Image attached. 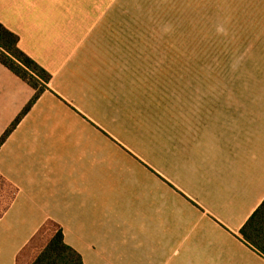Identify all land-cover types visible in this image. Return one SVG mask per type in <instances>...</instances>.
I'll use <instances>...</instances> for the list:
<instances>
[{"label": "crops", "instance_id": "0c3cea01", "mask_svg": "<svg viewBox=\"0 0 264 264\" xmlns=\"http://www.w3.org/2000/svg\"><path fill=\"white\" fill-rule=\"evenodd\" d=\"M250 9L227 65L189 72L158 65L171 52L144 49L123 28L140 21L102 0H0V23L51 76L0 146L17 191L0 264L48 221L83 264H264L240 235L264 200V0ZM34 94L0 64V137Z\"/></svg>", "mask_w": 264, "mask_h": 264}, {"label": "rangeland", "instance_id": "374dc122", "mask_svg": "<svg viewBox=\"0 0 264 264\" xmlns=\"http://www.w3.org/2000/svg\"><path fill=\"white\" fill-rule=\"evenodd\" d=\"M102 1L108 4L109 17L140 21L139 26L125 24L123 28L125 33L144 34V42H141L144 49L157 53L163 50L171 52V57L166 53V57L160 55L156 58L158 65L166 62L172 67H187L189 72H194L196 66L212 65L217 57H220V65H227L229 33L242 32L243 18L260 0ZM148 18L154 19L155 24L149 25ZM161 36L165 41L160 40ZM194 77V73L188 74L189 80H194ZM11 193L12 190L0 182V213ZM46 236L39 238L38 246Z\"/></svg>", "mask_w": 264, "mask_h": 264}, {"label": "trees", "instance_id": "16d2710c", "mask_svg": "<svg viewBox=\"0 0 264 264\" xmlns=\"http://www.w3.org/2000/svg\"><path fill=\"white\" fill-rule=\"evenodd\" d=\"M19 38L0 23V64L29 85L35 94L10 127L0 137V146L16 128L39 97L48 89L50 74L18 47ZM0 182L12 190L8 203L0 213L7 211L16 196V189L0 177ZM47 234L41 245L37 241ZM242 239L264 256V200L240 230ZM30 251V253H29ZM17 264H83L81 256L65 244L59 225L48 221L17 257Z\"/></svg>", "mask_w": 264, "mask_h": 264}]
</instances>
